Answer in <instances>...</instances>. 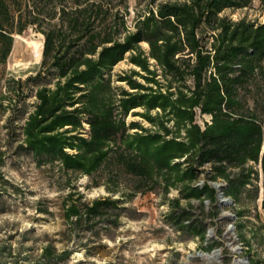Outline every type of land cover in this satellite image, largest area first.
<instances>
[{"label":"trees","instance_id":"16d2710c","mask_svg":"<svg viewBox=\"0 0 264 264\" xmlns=\"http://www.w3.org/2000/svg\"><path fill=\"white\" fill-rule=\"evenodd\" d=\"M155 1L136 15L130 29L127 0H0L3 60L15 31L41 26L40 16L49 20L39 27L44 36L40 71L8 80L15 96L36 85L37 101L21 126L20 147L37 165H57L68 176L88 175L109 193L87 201L72 186L61 204L69 230L116 226L138 194L160 190L165 195L176 188L168 222L205 239L204 200H217L208 180L223 178L225 195L238 199L258 178L246 167L250 161L261 163L264 208V22L220 15L253 0ZM127 54L139 70L119 76L128 89L114 87L111 70ZM138 107L154 131L127 122ZM156 109L161 113L152 115ZM197 114L210 116L204 127ZM206 164L207 179L199 185ZM181 199L188 207L191 199L200 200V215L194 217ZM67 256L52 244L41 254L43 264ZM249 264L256 260L250 257Z\"/></svg>","mask_w":264,"mask_h":264},{"label":"rangeland","instance_id":"374dc122","mask_svg":"<svg viewBox=\"0 0 264 264\" xmlns=\"http://www.w3.org/2000/svg\"><path fill=\"white\" fill-rule=\"evenodd\" d=\"M160 1L172 0H156L154 4ZM150 2L151 0H127L126 19L130 29L134 27L136 15L153 6ZM220 15H226L233 21L245 18L258 23L264 22V0H253L249 6L235 10L226 9ZM40 19L44 21L41 24L43 28L49 20L43 16ZM41 26L29 24L22 32L15 31L7 58L3 60L0 57V191L3 193L0 200V264L47 263L43 261L41 254L43 247L48 244H52L57 252H69V256L63 261H50L48 264H233L237 257H253L256 264H264V208L260 162L250 161L246 164V167L251 166L257 171L258 178L246 187L238 199H233L232 205L218 206L216 202L211 204L208 199L204 200L207 230L213 229V235L209 238L201 239L189 232L178 231L168 222L166 215L171 210L170 201L179 196L176 188H170L165 195L160 190L138 194L129 203L131 211L122 215L116 226L107 229L97 226V230L85 233L67 228L61 215V204L72 186L87 201L109 193L104 185L94 183L88 175L68 176L61 173L57 165H37L32 155L20 147L21 126L37 101L36 85L27 91L25 88L24 96H15L9 91L8 80H25L28 76L36 75L42 68L41 59L33 55L38 44L41 46L43 42L39 30ZM207 31L205 27L200 29L201 34ZM17 34L31 40L32 45L20 40L21 47L17 49L14 58L17 64L11 65ZM141 47L147 48V44L143 42ZM128 56L129 54L111 70L114 87L128 89L124 81L118 80L119 76L139 70ZM134 78L144 82L139 76ZM48 81L49 86H53L54 80L48 78ZM144 111L142 107L132 109L127 122L137 121L154 131L155 127L138 114ZM157 113L161 112L158 109L151 112L152 115ZM209 119V115L196 116V122L202 127ZM136 130L138 129H131L129 132ZM209 169L210 164L203 167L197 184L205 183ZM230 171L235 173L238 169L231 168ZM212 181L226 185L223 178L208 180ZM190 202L192 207H188L187 200L181 199L180 203L183 207H188L194 217L200 215V200L191 199ZM224 211L236 217L219 218ZM210 213L216 214L211 217ZM229 224L234 225L237 239H234V234L228 229ZM241 235L250 242V246L242 241ZM229 242L233 243L228 245ZM236 245L242 247L240 253L231 250ZM214 249H220V252L211 259L197 255L200 251L211 253Z\"/></svg>","mask_w":264,"mask_h":264},{"label":"water","instance_id":"95a60500","mask_svg":"<svg viewBox=\"0 0 264 264\" xmlns=\"http://www.w3.org/2000/svg\"><path fill=\"white\" fill-rule=\"evenodd\" d=\"M209 184L213 188H215V190H216V198H217L216 205L220 206L224 203L225 205L230 206L233 204V199L231 197L225 195L222 183L212 181V182H209ZM206 203H207V201H206ZM224 216L229 217L231 219H234L236 217L234 214H232L228 211H224L223 215L219 218H222ZM228 229L230 230V232L232 234H234V225L233 224H229ZM212 233H213V229H208L205 238H209L212 235ZM233 237H234V239H237V236L235 234L233 235ZM232 243L233 242H229L228 245H231ZM235 250L237 251V253H240L242 251V247L239 245H236ZM219 252H220V249H214L211 251V253L200 251V252H198L197 255L204 258V259H207L208 257L213 256V254L218 255ZM239 261L242 262L243 264H248L249 258L248 257H245V258L237 257L234 260L233 264H237Z\"/></svg>","mask_w":264,"mask_h":264},{"label":"bare ground","instance_id":"6f19581e","mask_svg":"<svg viewBox=\"0 0 264 264\" xmlns=\"http://www.w3.org/2000/svg\"><path fill=\"white\" fill-rule=\"evenodd\" d=\"M26 36V35H25ZM20 40H25L27 43H28V45H32V41L30 40V41H28V40H26L22 35H16L15 36V43H14V48H13V52H12V55H11V59H10V64L11 65H15V64H17V62L14 60V58H15V55H16V51H17V49L18 48H20L21 47V42H20ZM34 47H36V46H34ZM36 48H39V44H38V46L36 47ZM20 56V55H19ZM18 67V66H17ZM222 205H225L224 203L222 204ZM222 205H220V206H222ZM225 206H227V205H225ZM225 217V216H224ZM212 235H213V233H212ZM211 235V236H212ZM210 236V237H211ZM231 250H233V251H235V249H233V247H232V249ZM236 252V251H235ZM216 256V254H213V256H211V257H208L207 259H211L212 257H215ZM237 264H243L242 262H238Z\"/></svg>","mask_w":264,"mask_h":264},{"label":"built area","instance_id":"2783aa9c","mask_svg":"<svg viewBox=\"0 0 264 264\" xmlns=\"http://www.w3.org/2000/svg\"><path fill=\"white\" fill-rule=\"evenodd\" d=\"M42 36H43V35H42ZM43 43H44V36H43V42H42L41 46H39V48H37V49L34 51V53H33V55H34L35 57H38V58H40V59H42Z\"/></svg>","mask_w":264,"mask_h":264}]
</instances>
